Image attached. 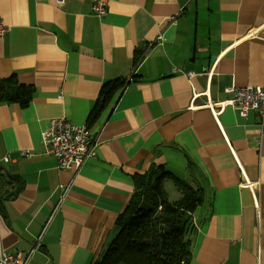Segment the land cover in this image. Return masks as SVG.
I'll return each instance as SVG.
<instances>
[{
    "label": "crops",
    "instance_id": "obj_1",
    "mask_svg": "<svg viewBox=\"0 0 264 264\" xmlns=\"http://www.w3.org/2000/svg\"><path fill=\"white\" fill-rule=\"evenodd\" d=\"M0 0V81L31 88L27 107L0 103V252L28 264H94L116 234L132 178L202 174L190 264H264V135L254 111L207 97L264 83V0ZM255 37H252V35ZM213 69L207 79L204 72ZM123 86L94 123L103 85ZM86 125L94 155L58 170L44 153L50 119ZM186 182V183H187ZM244 182H257L255 189ZM59 186L67 188L61 195Z\"/></svg>",
    "mask_w": 264,
    "mask_h": 264
},
{
    "label": "trees",
    "instance_id": "obj_2",
    "mask_svg": "<svg viewBox=\"0 0 264 264\" xmlns=\"http://www.w3.org/2000/svg\"><path fill=\"white\" fill-rule=\"evenodd\" d=\"M123 84L115 80L103 85L90 123L98 119ZM31 97V88L19 85L14 76L0 81V103L25 108ZM1 176L0 187L9 183ZM166 180L180 194L176 201L167 197L163 188ZM132 182L134 191L117 219L116 234L94 264H190L188 236L195 227L193 214L202 205V189L194 190L164 169L134 175ZM3 211L0 205V212Z\"/></svg>",
    "mask_w": 264,
    "mask_h": 264
},
{
    "label": "built area",
    "instance_id": "obj_3",
    "mask_svg": "<svg viewBox=\"0 0 264 264\" xmlns=\"http://www.w3.org/2000/svg\"><path fill=\"white\" fill-rule=\"evenodd\" d=\"M63 0H56V4H62ZM108 0H91L89 10L96 18H102L107 11ZM6 34V26L0 21V38ZM252 37H255L253 34ZM213 69L204 72V76L210 79ZM229 97L222 102L212 101L208 97L204 107L208 108L217 118L226 107L235 110L239 116H246L254 111L258 116L260 134L264 135V83L260 86H246L243 88L229 87L225 90ZM41 141L45 146L44 153L53 157L58 170H78L83 163L94 155L96 140L86 125H73L63 117L50 119L46 128L41 132ZM257 182H244L243 186L255 189ZM61 195L67 193V188L59 186ZM35 244L26 254H11L0 252V264H28L32 254L38 249Z\"/></svg>",
    "mask_w": 264,
    "mask_h": 264
},
{
    "label": "rangeland",
    "instance_id": "obj_4",
    "mask_svg": "<svg viewBox=\"0 0 264 264\" xmlns=\"http://www.w3.org/2000/svg\"><path fill=\"white\" fill-rule=\"evenodd\" d=\"M191 181L187 182V184H189L194 190L197 189H202L203 192V196H202V204L204 205L207 196H208V189L206 188L205 184L203 181H205L204 177L202 174H194L191 175V177L189 178ZM182 180V179H181ZM163 188L166 191L167 197L169 199V201H176L177 199H179L180 194L177 192L175 186L173 185V183L171 181H164L163 182Z\"/></svg>",
    "mask_w": 264,
    "mask_h": 264
}]
</instances>
